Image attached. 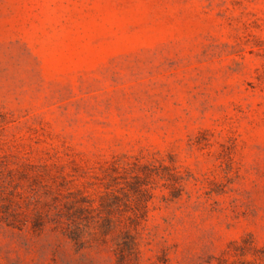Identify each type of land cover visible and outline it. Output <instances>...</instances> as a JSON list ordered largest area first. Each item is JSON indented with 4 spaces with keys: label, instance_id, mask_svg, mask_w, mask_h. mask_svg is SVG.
Masks as SVG:
<instances>
[{
    "label": "rangeland",
    "instance_id": "rangeland-1",
    "mask_svg": "<svg viewBox=\"0 0 264 264\" xmlns=\"http://www.w3.org/2000/svg\"><path fill=\"white\" fill-rule=\"evenodd\" d=\"M0 264H264V0H0Z\"/></svg>",
    "mask_w": 264,
    "mask_h": 264
}]
</instances>
